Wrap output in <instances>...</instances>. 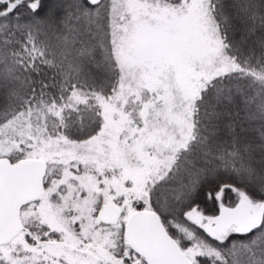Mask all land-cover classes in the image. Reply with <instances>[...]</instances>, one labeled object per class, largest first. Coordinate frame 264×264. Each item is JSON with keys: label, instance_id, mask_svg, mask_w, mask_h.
<instances>
[{"label": "snow or ice", "instance_id": "snow-or-ice-1", "mask_svg": "<svg viewBox=\"0 0 264 264\" xmlns=\"http://www.w3.org/2000/svg\"><path fill=\"white\" fill-rule=\"evenodd\" d=\"M0 264H264V0H0Z\"/></svg>", "mask_w": 264, "mask_h": 264}]
</instances>
